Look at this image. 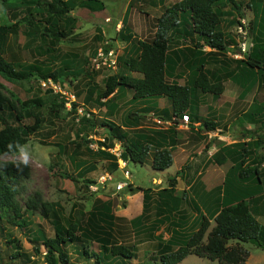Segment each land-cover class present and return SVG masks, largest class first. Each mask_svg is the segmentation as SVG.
Wrapping results in <instances>:
<instances>
[{"label": "rangeland", "instance_id": "obj_1", "mask_svg": "<svg viewBox=\"0 0 264 264\" xmlns=\"http://www.w3.org/2000/svg\"><path fill=\"white\" fill-rule=\"evenodd\" d=\"M72 1L75 4L79 2V0ZM103 1L105 5L104 9L101 11L91 12L88 9L76 7L69 13V16L74 19L73 24L71 23L72 28H70V32L66 39L56 44L59 51L57 58H54V54H51L53 60L49 59L48 55L42 53L43 48L51 46V41L46 35H43L42 27L39 26V23L35 24L37 26H30L28 19L24 18V16H29L25 8L19 6L18 3H14L13 0H10L11 3L5 4L4 6L0 0V23L3 21L7 25L14 26L13 31L7 38L4 52L5 59L11 61L15 65L30 64L40 66L43 69L52 68L63 70L62 68L67 66V71L69 72V75L66 76L64 80L62 79L59 83H53L55 89L51 86L44 88L41 86V82L36 80L31 82H11L0 76L3 94L13 101L15 105L16 101L23 102L37 97L43 100L42 102L44 105L42 107L28 106L23 108L24 124L31 125L36 118H41L42 124L40 128L29 137L27 143L19 152L0 156V162L18 161L23 162L30 168V178L22 183L17 195V201L22 208L27 197L32 196L34 192H39L42 195L43 201L52 204L53 208L57 210L59 218H61L64 223L68 219H71L82 226L86 223L87 212L93 205L110 200L112 203V214L117 217L125 214L124 218H120L126 219L124 222L123 219L118 220L117 217H115L112 229V241L116 244L125 246L133 254L131 259H116V264H161L159 255L167 250L166 245H170V249L172 250L177 249L176 247L184 240L183 238L190 235L197 228L199 223L198 216L201 214L195 216V205L189 200L183 205V207H185L183 208L185 212L191 210L190 217H188V215L187 217L184 215L181 217L178 214L166 213L165 215H158V222L156 223H152L150 219L139 222L143 219L141 217L139 220L138 217L139 215L141 216V210L138 213L140 203L135 204L134 201L137 199V196H142V191L130 192L127 185L130 184L132 188L149 189V192H151L153 187L151 184V174H158V172H153L151 167L146 164L136 165L127 163L121 158L123 149L120 147L116 148L113 146L107 149L108 140L103 136L104 133L101 125L102 122L106 121H102L99 117L93 115L91 111L85 109L78 102L75 101L74 103L76 106L75 109L72 107L73 103L71 108L64 103L63 107L56 112L49 111L47 108L49 107L47 99L51 94L57 97L58 104L61 102L63 103L72 94L76 95V99L80 97L82 93L77 95V91L85 92L87 88L89 89L87 86L89 84V86L91 85V88H93L94 93L98 91L96 95L97 102L94 106L95 109H98L100 101L98 95L104 90L106 78L112 75H125V69L127 67L123 60L116 61L114 69L101 66L97 70L91 66V59L94 58L97 49L100 47L104 49H113L117 56L118 54L120 55L119 49H116L115 46L116 40L113 38L112 43L111 40H108L109 35L107 34V37L104 34L105 27L104 23L101 22V18L106 15V12H111L112 9V14L115 16L120 17L124 15V9L129 0ZM241 3V16L238 17L237 14L233 13L236 18V22L233 24V30L230 32L227 25L223 23V30L226 33L230 32L229 36L233 38L234 45L225 52L216 53L220 62L226 66H234L233 64H236L238 67L237 70L242 66L237 63V60H241L248 55L253 36L249 31V23L246 21L250 16V12L245 7L244 0H242ZM129 4L131 6V14L139 15L143 13V17L147 15L161 16L164 10L170 6L162 7L160 5L161 8H158V5V7L148 5L146 0H131ZM116 6L117 10H115ZM35 18H38V16L36 15ZM225 20L227 21L228 19ZM34 21L33 23H35ZM239 27H241L244 34L237 31ZM227 29L229 31H226ZM260 33L259 40L256 43V46L258 45L257 50L259 51L256 52L254 50L253 56L264 62V20L260 23ZM105 40L111 45L106 44ZM241 44L245 46V53L240 49ZM209 51V49L205 48V52ZM117 59L119 58L117 57ZM62 74H64L63 71ZM240 81L241 80H239V82ZM226 82L228 85L231 81L227 80ZM255 83H257V79ZM238 85L242 87V92L245 95L246 85L242 84V82L238 83ZM123 89H125V87ZM232 91H226L225 97L227 99L229 96L231 100L236 97V95L233 96V93H231ZM252 96L253 94H249L246 97L240 98L239 105L244 106V108L240 106L242 110L247 109L252 101ZM191 97L193 98V106H195L194 103L198 104L199 100L195 98V95H191L190 100ZM210 98L212 102L217 103V99L214 100L213 97ZM253 99L255 103L249 110H264V87L262 90L254 93ZM132 105H134L133 102ZM124 108L128 109L127 105ZM246 121L248 120L244 119V117L238 119L239 123L245 124ZM239 129H241L240 126L238 128L226 129L222 134L228 138L237 137V135L239 136L241 133ZM262 130H264V128ZM223 135L220 133L218 134V136ZM218 136L214 137L213 134L209 135L211 142L206 145L205 151H207L211 144H214V146L218 148L220 145L229 142L218 140ZM258 141L260 142L258 146L261 145L264 147V139L259 138ZM75 144L79 146L77 147ZM106 152L114 156L116 160L118 170L112 174H110L112 167L103 154ZM260 153L264 155L263 150H261ZM119 160L125 163V167L119 163ZM228 164L224 166L225 168H220V171H225L229 168ZM90 165H93L92 168H89ZM91 171L93 172L91 173ZM127 171L128 176H125L124 173ZM66 174L71 176L70 178H73L77 183L73 184L70 179L64 176ZM262 179L264 180V176H262ZM85 181H93L95 184L87 186ZM215 183L221 184L220 182ZM120 184H122L123 189L118 191L116 187ZM157 187L159 186L157 185ZM222 187L223 183L220 190ZM262 190H264V186H262ZM126 195L130 196V198H125ZM132 197L135 199H132ZM148 207L150 208V202L148 203ZM152 211H154V209H152ZM201 211L204 215H207V212ZM129 212H132L133 217L137 216L136 220H132L131 223L129 221L132 219L130 218L132 215H128ZM22 213L26 220L29 221L27 229L20 230L16 227L4 225V233L9 234L11 239L18 241L20 247H16L14 244L7 245L6 241L8 237L0 235V264H44V250L40 246V242L35 243L33 240L36 236L40 237L41 232L47 238L52 237V227L49 221L44 220L38 212L27 213L22 209ZM195 218L197 224L193 222ZM260 221L261 223L264 222L263 218ZM177 222L181 224L180 228L175 229V226L174 228L171 227L172 225H170V223ZM136 223H142V226H135ZM212 226L213 223L211 222V227ZM182 233L183 235L180 236ZM156 236L157 238H155ZM229 245H234V242H230ZM241 246L250 254L246 264H264L263 251L251 244H241ZM88 248L90 251L96 253L100 251L99 245L95 242H92ZM35 249H39V253H36ZM67 250L70 256L69 264L95 263L93 257L85 259L82 255L81 248L78 246H68ZM15 252L20 253L21 256L13 258L12 256L16 254ZM180 264L220 263L189 255L180 262Z\"/></svg>", "mask_w": 264, "mask_h": 264}, {"label": "trees", "instance_id": "obj_2", "mask_svg": "<svg viewBox=\"0 0 264 264\" xmlns=\"http://www.w3.org/2000/svg\"><path fill=\"white\" fill-rule=\"evenodd\" d=\"M3 5L11 3L10 0H1ZM19 6L25 8L28 13L27 18L30 26L42 27L43 35L51 41V46L43 48L42 53L48 55L49 59L57 58L59 48L57 43L65 40L70 32L71 23L74 19L69 13L76 7L88 9L91 12H98L104 9L103 0H79L75 4L72 0H13ZM10 5V4H9ZM241 0H180L168 6L159 18L156 19V32L153 39L149 41H139V55L136 58L126 60L128 72L137 73L141 79L126 75H112L106 78L104 90L98 95V99L107 98L118 86L128 87L133 90L134 99L147 97H166L172 105L174 114L182 116L190 105V89L177 84H168L165 81V69L167 67V52L170 41L175 39L185 40L187 37L195 36L197 44L195 49L208 47L214 53L227 51L233 44V39L223 30L225 19L229 20V25L236 22L233 13L241 16ZM38 18H35V16ZM35 20V21H34ZM33 21L35 23H33ZM31 22V23H30ZM182 24V26H181ZM14 26L0 23V76L11 82H45L51 80L59 83L69 75L67 66L57 69H43L37 65L19 64L15 65L7 61L4 57L8 35L13 31ZM180 32V33H179ZM184 33V34H183ZM192 38V37H191ZM259 39H253V44L248 55L237 60L243 65L238 69L242 70L243 76L240 80L244 84L254 81L255 71L264 77V62L254 58L253 52H258L256 43ZM255 50V51H254ZM54 60V59H53ZM204 63L206 58H204ZM62 71L64 74H62ZM229 75V71L226 70ZM194 88L203 93L219 96L223 92L222 78L211 79L204 71L203 64L198 68V74L193 82ZM0 84V156L11 155L20 151L27 143L29 137L33 135L41 126L42 119L36 118L33 124L23 123V108L28 106L42 107L43 100L35 98L28 101H16V105L2 92ZM49 111L56 112L62 108L64 102L58 104V99L50 95L47 99ZM76 108L75 104L72 105ZM255 118H253V121ZM88 122L87 120H84ZM264 124V118L259 119ZM102 127L110 133V139L118 141L122 145L121 158L127 163L143 165L147 155V146H130L124 143L125 136L118 126L112 123L102 122ZM96 126V125H95ZM206 131H213L216 126L213 122H204ZM75 146H79L75 144ZM241 147L243 153L239 163L228 169L223 181L222 199L219 210L213 218L199 215V223L195 231L184 237L183 241L176 247L170 249L166 245V251L159 255L161 264H179L189 255L199 258H206L210 261H217L220 264H246L249 256L248 251L241 244H251L254 247L264 250V226L255 218L252 211L254 199L262 191L264 186L259 174V166H244L245 164V144H236ZM113 147L110 142L107 149ZM223 153L219 150L212 158L218 165H221L231 154ZM227 153V155H226ZM238 153V152H237ZM112 167L110 174L117 171V164L114 156L103 153ZM218 158V160H217ZM264 158V157H263ZM239 159V158H238ZM259 164V163H258ZM172 165V156L169 150L161 149L152 156V169L164 171ZM254 176L255 181H248L249 176ZM76 184L71 176L64 175ZM83 177V176H82ZM80 177V178H82ZM30 178V168L23 162H0V235L8 237L7 245L14 244L20 247L19 242L11 239L9 234L4 233V225L16 227L17 229H27L29 221L23 216L22 209L27 213L38 212L44 220H48L53 236L47 238L42 232L40 237L36 236L33 242H40L44 250V264H69L70 256L68 246H78L82 250L85 259L94 258V264H116L115 260H127L133 257L132 252L123 245L112 241V229L115 216L112 214V203L110 200L93 205L87 212L86 223L79 225L76 221L68 219L65 223L58 216L52 204L44 202L41 193L34 192L27 197L23 208L17 201V195L22 183ZM87 186L95 184L93 181H85ZM169 185H175V177L169 179ZM130 192L142 191L143 213L150 202L149 189L132 188L127 185ZM170 190H172L170 188ZM167 190V191H170ZM128 191V192H129ZM162 192H165L163 190ZM69 218V217H68ZM211 220L213 226L211 227ZM39 239V240H38ZM95 242L99 245L100 251L89 250V245ZM234 242V245H229ZM39 253V249H35ZM12 257H20L21 254L15 252Z\"/></svg>", "mask_w": 264, "mask_h": 264}, {"label": "crops", "instance_id": "obj_3", "mask_svg": "<svg viewBox=\"0 0 264 264\" xmlns=\"http://www.w3.org/2000/svg\"><path fill=\"white\" fill-rule=\"evenodd\" d=\"M130 1L131 0H129L125 6L124 15L120 17L115 16L112 14V9L111 12H106V15L101 18V22L104 23L105 27L104 34L107 37L109 35L108 40L112 41L113 38L116 40V49L120 51V55H116L119 58L116 59V61L123 60L125 62L130 58H136L139 55L138 42L153 39L156 32V19L160 17V15L158 17L155 15L143 17V13L139 15L131 14ZM178 1L180 0H146L148 5H154V7L158 5V8H161L160 5L162 7H167ZM244 5L250 12V16L246 21L249 23V31L253 35H251L253 44V39H259L261 34L260 23L264 20V0H244ZM115 8V10H117V6ZM229 20L230 19L225 21V24L231 32L234 25H229ZM229 30L227 29L226 31ZM191 37H187L185 40L175 39L170 41L167 52V67L165 69L166 83L188 87L190 89V95H195V98L199 100L198 104L194 103L195 107L193 106V98L191 97L190 105L184 113L189 115V123L187 125L181 123V116H176L174 114L171 102L168 98L163 96L134 99V92L132 89L128 87L123 89L124 86H118L107 98L100 99L98 104L99 108L95 109L94 106L97 102L96 95L98 91L94 93L93 88H91L89 84L87 85L89 89L87 88L85 92L77 91V95L79 93H82V95L76 99V102L85 109L91 111L93 115L99 117L102 121L118 126L125 136L124 143L131 147H148L149 151L144 164L150 166L151 170L153 172H158V174H151V184L153 187L152 191L149 192L151 198L150 208L147 207L143 213V197L140 195L137 196V199L134 201L135 204L140 203L138 213L141 210V216L139 215L138 217L139 220L141 217L143 219L139 222L150 219L152 223H156L158 222L157 216L161 214L165 215L166 213L178 214L181 217L183 215L187 217L188 215V217H190L191 210L185 212V209H183L185 208L183 205L186 204L187 200L195 205V216L199 214L204 215L201 211L203 210L207 212V215H205L206 217L213 218L221 204L222 189L220 190V187L224 181L226 172L234 162L239 163V160H241L243 151L241 147L235 146L236 144L247 143L245 145L246 157L244 166L257 165L259 166L260 177L262 178V176H264V155L260 153L261 150L264 151V147L261 145H259L260 147L258 146V143H260L258 139H264V130H262L264 124L262 121H259V119L264 118V110H249L255 103L253 99L254 93L262 90L264 87V77L261 76V72L257 73V71L254 70V81L252 80L249 84H244L242 81L239 82L240 78H245V76H243L242 70L238 72L236 64H233L234 66H226L218 60L217 54L208 47L195 49L197 38L195 36ZM231 39L233 38L231 37ZM105 43L109 44L107 40H105ZM205 48L210 51L205 52ZM204 58H206L205 63L203 61ZM202 64L203 71L211 79L217 80L222 78L223 92L221 95L214 96L209 93H203L197 88H193L195 76L198 74V68ZM125 70V75L127 76L137 79L142 78L140 74L130 73L127 68ZM226 70L229 71V75L226 73ZM255 78L257 79V83H255ZM227 80L231 81L228 85L226 82ZM241 82L246 85L245 95L242 92V87L238 85V83ZM227 90H234L231 93H233V96L236 95V97L231 100L229 96L227 99L225 97ZM247 94H253L251 98L252 101L247 109L242 110L244 106L239 105V100L241 97L248 96ZM210 97H213L214 100L217 99V103L212 102ZM132 102L134 105H132ZM126 105L128 109L124 108ZM243 117L248 120L245 124L238 122V119ZM253 118H255L254 121ZM204 122H213L216 129L213 131H206ZM239 126L241 127V129H239L241 133L239 136L237 135V137L228 138L222 134L226 129L238 128ZM102 131L108 143L111 142L116 148H122L120 142L110 139V133L106 128L102 127ZM219 133L223 136H218ZM210 134H213L214 137L218 136V140L229 142L220 145L218 148H216L214 144H211L207 151H205L206 145L211 142L209 139ZM161 149L170 151L172 165L164 171H155L151 166L152 156ZM221 149L223 153L228 149L227 153L231 154V156L226 159L224 163L218 165L212 156ZM227 164L229 168L225 171H220V168H225L224 166ZM92 166L93 165H90L89 168H92ZM92 172L93 171H91V173ZM174 177L175 185L171 187L169 185V179ZM245 180L255 181L253 175ZM215 182H220L221 184L219 185ZM157 185L159 187H157ZM170 188L172 190H170ZM163 190H165V192H162ZM125 198L129 199L130 196L126 195ZM132 199L135 198L132 197ZM152 209H154V211H152ZM252 210L256 220L264 226V222L261 223L260 221L262 218L264 220V190L254 199ZM129 214L132 215L130 216L132 219L129 221L131 223L132 220H136L137 216L133 217L132 212H129L128 215ZM124 215L125 214L115 217L120 220L125 217ZM123 221L125 222L126 219H123ZM193 222L197 224L196 218ZM138 225L142 226V223L135 224V226ZM170 225H172L171 227L173 228L175 226V229L181 227V224L178 222L170 223ZM182 235L183 233L180 236ZM155 238H157V236ZM261 251L264 253V250Z\"/></svg>", "mask_w": 264, "mask_h": 264}, {"label": "built area", "instance_id": "obj_4", "mask_svg": "<svg viewBox=\"0 0 264 264\" xmlns=\"http://www.w3.org/2000/svg\"><path fill=\"white\" fill-rule=\"evenodd\" d=\"M237 31H239V33L244 34V32L242 31L241 27H239L237 29ZM231 47H233L232 45H230L228 47V49H230ZM240 49L243 53H245V46L244 44L240 45ZM116 52L113 49H104L102 47L98 48L96 51V54L94 56V58L91 59V66L94 67L95 69H99L101 66L103 67H107V68H112L114 69V66L116 64ZM41 86L44 88H47L48 86H51L53 89H55V86H53V82L51 80H47L45 82H41ZM76 98L75 95L72 94L69 96V98L67 100H65V105L69 106L71 108L72 103H75ZM69 108V109H70ZM181 123L187 125L189 123V115L188 114H183L180 117ZM160 123V122H157ZM119 163L121 165H123V167H125V163L122 162L121 160H119ZM125 176H128V171L124 173ZM104 179V178H103ZM116 189L119 191L121 189H123L122 184L118 185L116 187Z\"/></svg>", "mask_w": 264, "mask_h": 264}]
</instances>
